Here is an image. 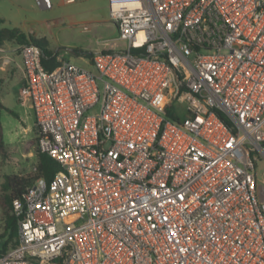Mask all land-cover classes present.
Listing matches in <instances>:
<instances>
[{
  "label": "built area",
  "instance_id": "1",
  "mask_svg": "<svg viewBox=\"0 0 264 264\" xmlns=\"http://www.w3.org/2000/svg\"><path fill=\"white\" fill-rule=\"evenodd\" d=\"M108 10L96 72L18 47V100L59 170L13 200L0 264H264V0Z\"/></svg>",
  "mask_w": 264,
  "mask_h": 264
},
{
  "label": "rangeland",
  "instance_id": "2",
  "mask_svg": "<svg viewBox=\"0 0 264 264\" xmlns=\"http://www.w3.org/2000/svg\"><path fill=\"white\" fill-rule=\"evenodd\" d=\"M0 15L5 19L0 29L39 39L54 56L93 72L96 68L91 62L92 55L104 48L106 41L119 37L110 18L108 0H75L72 3L51 0V6L45 9L36 6L33 0H0ZM118 45L123 46V43ZM18 46L15 38L4 41L0 44V58L6 52H15ZM1 64L0 59V99L13 113L7 109L1 112L5 149L0 153V184L6 174L33 176L38 160L33 110L18 100L20 84L16 67L9 64L1 68ZM99 86L102 87V83ZM173 107L176 114H186L179 103L174 102ZM98 108L99 105L88 113H94ZM257 166L260 172L264 170L263 161ZM3 228L0 221V233ZM13 243L14 239L8 245Z\"/></svg>",
  "mask_w": 264,
  "mask_h": 264
},
{
  "label": "trees",
  "instance_id": "3",
  "mask_svg": "<svg viewBox=\"0 0 264 264\" xmlns=\"http://www.w3.org/2000/svg\"><path fill=\"white\" fill-rule=\"evenodd\" d=\"M2 22L3 20L0 18V24ZM13 38L16 39L18 45L30 42L39 45L43 53L42 62L47 69H52L57 64L56 56L53 55L43 41L35 38H26L23 34L15 35L11 30L0 29V44L4 41L12 40ZM4 109L9 110L0 99V118L1 112ZM9 111L12 112L11 110ZM173 119L179 120L177 117H173ZM3 137V127L0 119V153L5 149ZM35 141L37 142V137H35ZM37 150L38 160L35 167L36 173L33 176L6 174L3 182L0 184V221L4 224L3 232L0 233V255L18 244V223L13 211V200L20 198L38 177L51 179L59 170V166L51 157L41 152L38 147ZM13 239L14 243L9 246V242Z\"/></svg>",
  "mask_w": 264,
  "mask_h": 264
},
{
  "label": "crops",
  "instance_id": "4",
  "mask_svg": "<svg viewBox=\"0 0 264 264\" xmlns=\"http://www.w3.org/2000/svg\"><path fill=\"white\" fill-rule=\"evenodd\" d=\"M0 18L4 21V17L0 15ZM19 47V46H18ZM18 47L17 50L15 52H11L8 53L6 51H4V53L6 52V54H4L0 59H1V68H5V66L9 65V64H13L14 67H16L17 69V76H18V82L19 84H21V79H22V69H21V59L18 53ZM60 57L57 56L56 59ZM5 60H8V63H4ZM28 107L31 108L28 104ZM35 121V119H34Z\"/></svg>",
  "mask_w": 264,
  "mask_h": 264
}]
</instances>
